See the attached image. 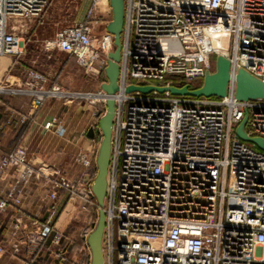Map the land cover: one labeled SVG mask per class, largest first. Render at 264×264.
<instances>
[{
	"label": "built area",
	"instance_id": "2783aa9c",
	"mask_svg": "<svg viewBox=\"0 0 264 264\" xmlns=\"http://www.w3.org/2000/svg\"><path fill=\"white\" fill-rule=\"evenodd\" d=\"M52 2L0 0V56L24 53L23 23L40 19ZM111 17L109 0H90L80 22L44 43L47 51L73 56L94 86L86 92L35 91L41 77L33 75L25 85L34 108L51 97L65 104L84 101L94 118L104 115L109 96L101 84L113 51L106 29ZM121 39L102 208L104 264H264V152L236 135L247 116L246 134L264 139V99L239 101L234 81L223 98L125 92L130 85L172 86L158 85L169 77L203 79L218 56L229 61L233 75L243 69L264 83V0H124ZM7 91L0 85V94ZM55 128V120L44 125ZM78 161L86 169L92 165L83 155ZM32 181L42 184L52 204L61 195L66 205L74 204L71 218L94 208L99 213L88 180L68 179L23 148L0 152V212L19 206ZM96 224L86 223L87 246ZM21 225L16 219L13 229ZM63 233L48 218L25 241L40 246L49 240L67 262Z\"/></svg>",
	"mask_w": 264,
	"mask_h": 264
},
{
	"label": "crops",
	"instance_id": "0c3cea01",
	"mask_svg": "<svg viewBox=\"0 0 264 264\" xmlns=\"http://www.w3.org/2000/svg\"><path fill=\"white\" fill-rule=\"evenodd\" d=\"M34 35L28 39L22 55L17 58L0 56V85L9 88L0 94V152L10 154L17 148H23L39 161L58 169L68 179H86L92 185L96 176L98 145L95 139L87 137V132L90 127L97 131L95 125L99 119L94 118L91 107L81 100L65 104L61 98L47 97L39 108H34V96L28 92L29 87L25 83L32 81L33 75H38L41 79L36 80L35 91L59 87L69 92L90 91L94 84L83 75L73 56L66 53L62 56L63 52L58 50H45L43 45L48 40ZM18 89L24 91L11 92ZM52 120H55L56 128L44 129L45 123ZM81 155L91 160L90 168H84L78 161ZM4 187L0 185V194ZM20 199L19 206L0 212V246L3 250L0 264H90L89 247L72 241L65 233L81 213H76V218H71L62 230L63 247L66 249L69 244H75L67 262H62L58 249L49 240L40 246L25 241V234L37 232L39 224L48 218L59 229L58 219L68 206L65 196L61 195L52 204L42 184L32 181L24 188ZM81 216L87 222L93 221L94 209ZM16 219L22 223L17 231L13 229Z\"/></svg>",
	"mask_w": 264,
	"mask_h": 264
},
{
	"label": "water",
	"instance_id": "95a60500",
	"mask_svg": "<svg viewBox=\"0 0 264 264\" xmlns=\"http://www.w3.org/2000/svg\"><path fill=\"white\" fill-rule=\"evenodd\" d=\"M112 18L107 24V31L113 35V51L108 54L107 66L104 70L106 83L101 84L103 91L109 98L106 100L105 113L98 121V127L102 134V140L99 144L96 157V176L93 180L91 189L96 198L99 207L98 220L96 227L90 233L87 244L91 252L90 264H104L102 252V237L105 225V214L103 212L104 198L107 187V174L111 155V135L112 123L115 110V102L112 98L119 90L117 84L119 77V62L122 53L121 33L124 27V0H109ZM234 81L235 98L239 101L263 100L264 83L247 71L240 69L236 74L230 71V63L227 59L218 56L215 61V72L206 74L203 78V84L196 90H190L189 85L182 88L173 86L156 87V86H134L130 85L125 89L126 93L139 92L147 95L151 92L159 94L169 93L174 97H194V98H223L227 95L231 82ZM248 117L236 128V135L242 141L254 144L258 149L264 152V139L260 137H249L245 131V125ZM87 137L94 140L96 133L93 127L87 132Z\"/></svg>",
	"mask_w": 264,
	"mask_h": 264
},
{
	"label": "rangeland",
	"instance_id": "374dc122",
	"mask_svg": "<svg viewBox=\"0 0 264 264\" xmlns=\"http://www.w3.org/2000/svg\"><path fill=\"white\" fill-rule=\"evenodd\" d=\"M83 4H85V8L83 7ZM89 4L90 0H53L52 4L47 8V10L40 19L23 23V25H25L23 30H27L28 32V35L25 39L28 41V39L32 38L33 34H35L34 37H40L43 40H49L55 35L56 32H58L63 27L72 26L75 22L80 21L83 18L85 9L86 7H88ZM61 55L63 56L64 53H61ZM101 140L102 134L101 138L99 139V144ZM99 144L96 148L97 152ZM72 209L73 206L69 204L66 207L64 214L61 215L58 219V222L62 223L65 220L67 221L68 219H66V216ZM94 216L96 217V219H93V221L95 220L94 222H96L98 220V210L96 208H94ZM77 218L78 219H75L72 222L71 226L67 228L65 233L69 235L67 236V238L78 243L81 242L82 244L85 240L84 233L88 230L89 226L87 227V221L84 219V217L81 216V214L77 215ZM58 227L61 226L59 225ZM84 251L88 254V250H86V248H84Z\"/></svg>",
	"mask_w": 264,
	"mask_h": 264
},
{
	"label": "trees",
	"instance_id": "16d2710c",
	"mask_svg": "<svg viewBox=\"0 0 264 264\" xmlns=\"http://www.w3.org/2000/svg\"><path fill=\"white\" fill-rule=\"evenodd\" d=\"M215 59L213 60L214 62V66H215ZM213 66L212 69V73L215 72V67ZM102 80L105 81V75L104 73L102 74ZM166 83H170L172 86L176 87V88H182L185 85H189L190 90H196L198 88H200L203 84V79H194V80H190V81H179L175 78L169 77L167 78L164 82H160L158 85H165ZM102 111L104 112V109H102ZM101 138V134L99 133V131H96V144H99V139ZM95 172H97V169L95 167ZM93 219H96L95 216H93ZM95 221V220H94ZM75 247V244H69L68 247L66 248L67 252H68V256L69 253L71 252V250Z\"/></svg>",
	"mask_w": 264,
	"mask_h": 264
},
{
	"label": "bare ground",
	"instance_id": "6f19581e",
	"mask_svg": "<svg viewBox=\"0 0 264 264\" xmlns=\"http://www.w3.org/2000/svg\"><path fill=\"white\" fill-rule=\"evenodd\" d=\"M82 1H87V0H82ZM84 5L85 4H83V7H84ZM85 8V7H84ZM86 9H87V7H86ZM86 9H85V11H86ZM84 14H85V12H84ZM84 16V15H83ZM83 19V18H82ZM81 19V20H82ZM80 20V21H81ZM80 21H77V22H80ZM69 205V204H68ZM72 206H73V209L67 214V216H66V219H68L67 221H69L70 219L69 218H71L72 216H73V213H74V210H75V208H76V206L74 205V204H71ZM67 221L65 220V221H63L62 223H58V226L60 225L61 227H58L60 230H63V228L65 227V225L67 224Z\"/></svg>",
	"mask_w": 264,
	"mask_h": 264
}]
</instances>
